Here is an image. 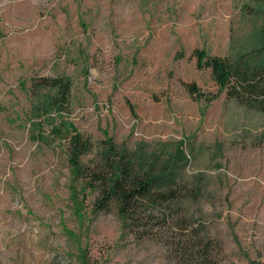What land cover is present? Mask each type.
Returning a JSON list of instances; mask_svg holds the SVG:
<instances>
[{"label":"rangeland","instance_id":"374dc122","mask_svg":"<svg viewBox=\"0 0 264 264\" xmlns=\"http://www.w3.org/2000/svg\"><path fill=\"white\" fill-rule=\"evenodd\" d=\"M244 3L0 0V264H187L168 249L177 230L132 231L96 209L65 124L93 144L85 167L111 140L139 167L173 170L190 200L156 223L186 211L203 241L193 264H264V111L220 92L194 56L247 50L263 22ZM58 79L72 83L61 113L43 106Z\"/></svg>","mask_w":264,"mask_h":264},{"label":"trees","instance_id":"16d2710c","mask_svg":"<svg viewBox=\"0 0 264 264\" xmlns=\"http://www.w3.org/2000/svg\"><path fill=\"white\" fill-rule=\"evenodd\" d=\"M245 1L242 11L262 20V27L251 35L247 50L235 60L209 56L205 51L196 50L199 69H210L211 75L220 92H226L230 99L248 109L264 111V0ZM55 95L46 97L45 108L57 106L59 113L62 106H69L71 101L72 83L70 80L58 79L52 83ZM192 97L199 94L195 84L188 86ZM69 146V162L72 166L75 180L83 179L87 189L97 194L95 207L98 211H109L113 208L119 213L125 229H141L146 233L158 226L159 230L167 232L178 231L179 236H172L168 242L169 251L175 252L187 264L200 262L203 257V241L201 236H195L186 211L183 216L172 217V228L166 230L167 221L156 223L157 214L164 210L170 211L175 207L183 209L186 201L190 200L189 193L182 194L177 190V180L173 170L147 169L139 167L133 156L127 152H119L111 140L103 157L93 160L86 167L81 161L93 151V144L78 132L72 124L64 125ZM57 135H59L57 133ZM86 189V188H85Z\"/></svg>","mask_w":264,"mask_h":264}]
</instances>
